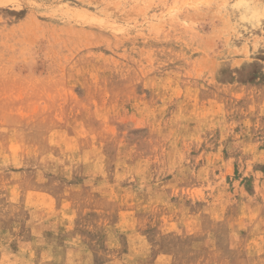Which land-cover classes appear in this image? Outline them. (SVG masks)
I'll return each instance as SVG.
<instances>
[{"label":"rangeland","instance_id":"obj_1","mask_svg":"<svg viewBox=\"0 0 264 264\" xmlns=\"http://www.w3.org/2000/svg\"><path fill=\"white\" fill-rule=\"evenodd\" d=\"M0 264H264V0H0Z\"/></svg>","mask_w":264,"mask_h":264}]
</instances>
